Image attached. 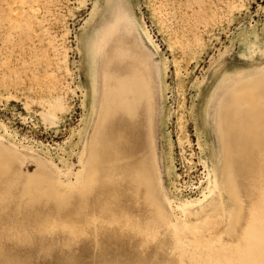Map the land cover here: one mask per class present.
I'll list each match as a JSON object with an SVG mask.
<instances>
[{
    "label": "rangeland",
    "instance_id": "1",
    "mask_svg": "<svg viewBox=\"0 0 264 264\" xmlns=\"http://www.w3.org/2000/svg\"><path fill=\"white\" fill-rule=\"evenodd\" d=\"M100 32L90 115L87 52ZM112 81L139 82L134 131L122 120L101 134L95 112ZM249 104L264 110V0H0V264H195L171 228L148 238L120 215L144 211L123 179L143 161L177 226L220 215L231 176L241 218L215 238L239 243L264 197V138L233 133ZM98 141L101 184L84 224L76 189ZM37 180L64 203L31 196Z\"/></svg>",
    "mask_w": 264,
    "mask_h": 264
},
{
    "label": "bare ground",
    "instance_id": "2",
    "mask_svg": "<svg viewBox=\"0 0 264 264\" xmlns=\"http://www.w3.org/2000/svg\"><path fill=\"white\" fill-rule=\"evenodd\" d=\"M102 33L103 32H100L99 35L97 34V36L92 39L87 52L90 67V86L88 89L89 107L91 110L90 115L93 113L95 105H97L96 98L99 91L97 62L102 49V40L104 38V34ZM146 38L153 45L151 37H149L147 31ZM226 78L227 77H225L223 81L226 80ZM138 84L139 82H135L131 87H128L125 81L124 83L112 81L109 86L106 87V105L103 109L97 108L95 112L97 113V120L100 118L102 121V127L100 129L101 134H104L105 131H108V127L122 120H126L127 126H130L131 130L133 131L137 127L140 117L139 115L142 111L141 105L143 101L141 98V92L139 94L140 90L138 92L134 91L136 86L139 87ZM99 112L100 115H98ZM242 125L244 126L242 127ZM242 125L240 121L234 123V138H237L238 133L240 134V129L244 131L254 142H256L260 136L264 138V110L259 111L256 108V104H249V109L245 116V123H242ZM104 149L105 147L100 141H98L97 145L92 147V155H90L88 164L84 169V173L79 178V184L76 189V198L78 199L79 203H77V207L79 208L78 214L84 224L87 223L86 214L88 209V198L89 196L91 197L92 194L94 195V191L101 184L100 180L102 174L100 172L99 166L101 160L103 159ZM3 166L4 164L2 165L0 163V173L5 171ZM107 169L105 170L107 171ZM108 175L110 176V174ZM124 175L125 178H123L124 176H121V178L124 179V182H127L131 199L134 202L140 200L143 206L142 209H144L143 213H140L138 215L139 218L137 217L138 219L136 220L133 211L127 215L125 212L123 214L121 213L122 211L120 212L121 216H125L128 218V221H131V226L133 229H136L148 238H154L157 235L158 230L163 226L171 228L175 237V245L182 250L183 256H187L195 264H264V197L260 201V208L262 209L251 213L249 222L242 232L239 243L233 245L215 238V230L219 227V225L225 222L229 227V233L233 234L241 218L242 206L234 180L231 176H229L231 177L230 179L228 177L227 180L225 179L222 182L219 192V199L222 205L221 214L209 216L204 220L202 225L192 228L191 225L189 226L181 222L179 223L177 219L175 223L178 222V226L172 223V217L170 219V216L167 215L164 207H162L161 203L157 199V196L155 195L152 186L151 170L145 161L140 162L137 169H129ZM24 183L23 185H25ZM108 185H110L109 182ZM28 186V193H30L31 196L34 195L36 198H40L41 196L53 198L56 199L60 204H62L64 201V198L58 193V191L45 181L37 180L36 182H31ZM228 194L230 196H228ZM113 197L115 196L113 195ZM113 201L115 203L118 201L117 196ZM27 203L25 204L27 205ZM108 209L107 211L109 212ZM112 211H110V215L114 216L111 214ZM106 215L108 216L109 213Z\"/></svg>",
    "mask_w": 264,
    "mask_h": 264
}]
</instances>
